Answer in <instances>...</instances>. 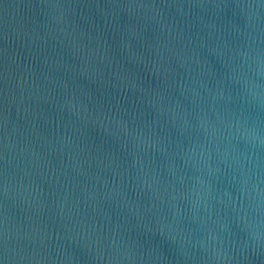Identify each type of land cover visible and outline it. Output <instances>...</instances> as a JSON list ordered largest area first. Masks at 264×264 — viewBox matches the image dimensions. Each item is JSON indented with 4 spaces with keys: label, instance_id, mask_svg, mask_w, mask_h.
<instances>
[{
    "label": "water",
    "instance_id": "obj_1",
    "mask_svg": "<svg viewBox=\"0 0 264 264\" xmlns=\"http://www.w3.org/2000/svg\"><path fill=\"white\" fill-rule=\"evenodd\" d=\"M0 264H264V0H0Z\"/></svg>",
    "mask_w": 264,
    "mask_h": 264
}]
</instances>
